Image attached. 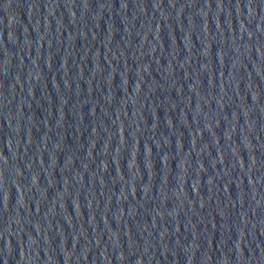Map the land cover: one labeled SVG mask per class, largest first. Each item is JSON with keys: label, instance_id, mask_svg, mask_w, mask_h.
<instances>
[{"label": "water", "instance_id": "water-1", "mask_svg": "<svg viewBox=\"0 0 264 264\" xmlns=\"http://www.w3.org/2000/svg\"><path fill=\"white\" fill-rule=\"evenodd\" d=\"M0 264H264V0H0Z\"/></svg>", "mask_w": 264, "mask_h": 264}]
</instances>
